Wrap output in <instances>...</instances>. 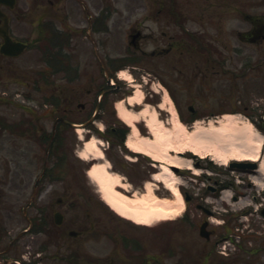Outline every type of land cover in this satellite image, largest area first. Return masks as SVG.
<instances>
[{
	"label": "rangeland",
	"instance_id": "374dc122",
	"mask_svg": "<svg viewBox=\"0 0 264 264\" xmlns=\"http://www.w3.org/2000/svg\"><path fill=\"white\" fill-rule=\"evenodd\" d=\"M162 1L166 3L164 9L165 11H167V9L170 11V13L175 11V5L174 11H172V6L169 7L168 5L170 0H94L95 5H93V7L91 5L93 11H96L98 6L100 7V11H108L105 10L107 7L106 3L108 2L110 3V11L112 12V16L108 21L111 29V36L109 37L111 41L100 48V56L103 58L106 53H110L114 56L122 55L125 49H127V36L131 31L130 29L135 26H140L141 30H143V32L146 34L150 33L151 29L155 30V32L158 30L160 32L162 28L171 34L173 31L172 21H159L156 23L155 21L144 20L142 19L143 17L140 18L137 16V14L149 13L152 18L158 12V8H160ZM176 1H178L179 7L182 9V11H190L192 13L204 15L203 17L205 21H190L188 28L208 30L214 38L212 40L214 41L212 65L214 64L215 68L211 69L212 74L210 78L205 82L201 81L200 83H203L207 87L211 86L215 97H210L209 100H199V95H197V93H199V85L196 83V80H189L185 77V79L180 83L182 91L192 86V92H194L193 96H196V101H192V97H190L188 93H182L180 91L181 88H177L178 92H180L177 98L181 105L182 112L187 117V106L190 104H194L200 109L202 113L206 112L212 107V104L215 105V103L219 101L217 97L222 95V98H224L223 96L230 94L228 97L229 100L224 101L226 108L236 106V109L238 110L236 114L240 119L239 124L241 126L245 123H248V121L252 122L248 116H251L253 110L257 108L256 106L258 104L264 103V38L258 40L254 45H247L242 42V40H240V37L237 36V33L247 32L252 29L253 25L250 23V21H248V16L258 15L264 17V0ZM77 13H79V10H77ZM75 16L78 17V15ZM245 16H247V18H245ZM114 18L116 21H113ZM76 23L78 25L84 26L86 25V20L84 18H78L74 21V24ZM156 34H158V32ZM80 38L81 36L77 40ZM83 38L80 39V41L83 43H81L79 46L78 42L75 47L76 49L78 47L79 48L73 53V63H78L81 66V77L73 85L58 81L54 87L52 85L43 87V92L40 93L38 90L36 91L32 88H28L29 86L27 85V82L30 81L29 72H31L33 69L44 68L41 63H38L37 58L33 59L32 55H26L19 59L13 60L12 65H8L5 60L3 62L0 61V117H4L12 123L20 122L24 119L33 120L37 118L40 128H37L39 133L36 134L41 135L42 132L49 133L52 131V126L56 118V116L50 118V109H46L44 105L42 106V104H46V102L43 100L44 92L47 91L49 95L50 93L55 94L60 92V94L64 96L61 97V104L59 106V109L61 110L60 113L63 112L65 104L68 108L77 110V104L80 101L86 102L87 98L90 97L86 90L91 88V76H94L98 69L92 43H90L88 39L85 40V38ZM152 47V43H150L148 48ZM178 60L179 59H177V57L168 56L163 57L161 60H157L151 64H144L142 66L143 68L145 67L144 69H146V67H149L148 69H150V67L157 68L159 70L157 73L160 75L157 76V74H151V77H147V80L150 78L152 81L155 80L157 83V80L160 79V77H163L168 82L166 73L173 70V66ZM191 61H195V59L192 58ZM221 67H223V69H221ZM183 70L186 72L189 71V69L186 68ZM127 73L128 72H125L124 75ZM141 73H145V71L142 70ZM146 73L144 74L145 76L148 74ZM101 75H103V73H101L100 76ZM124 75H122V78ZM60 76L62 75L57 76L58 80H61ZM133 77V82H129L125 79L120 80L122 91L117 95H112L110 99H116L115 101L117 107L119 103L122 102L124 105H126L131 114L138 115L140 113L134 112L133 110L136 108L127 105L125 98L128 96H126L124 93L130 92L129 96L136 98L139 93L138 91H140L142 94L140 101L142 106L140 112L147 108L152 113L155 109V105L148 101V98L150 99L152 97H147V94L149 92L151 93L149 86H146L145 83L142 84L138 75L134 74ZM16 78L26 82L27 87L24 86L22 82L21 85L19 84L20 82L16 83ZM170 84L175 87L173 83ZM52 87L58 88L53 89ZM60 87L68 89L62 90ZM132 90L134 92H132ZM16 93L21 95L23 93H30L31 98L30 100L24 99L23 96L18 97ZM9 94H11L10 97L8 96ZM79 94L82 95L81 98L79 97ZM11 96L15 97V99L12 101L10 100ZM73 97H78V99L73 101ZM161 101L160 105L163 110H160L159 108L155 109L157 111V117L161 122L165 123L167 127L172 128V113L176 111L174 104H172V100H168V97H165L163 102ZM171 104L173 107H171ZM21 105H25L31 110H34L36 112L35 115L31 112H27V110L23 109ZM245 106L248 107L249 113H241V109ZM75 112L77 113V111ZM176 113L179 116L178 112ZM138 117L141 119L140 115H138ZM219 119L205 115L204 117L199 118L198 121H195L191 124H187L184 121L183 123L191 133H194L199 129L197 128V123H199V125L208 127V123L210 121L215 123V125H218L216 122L219 121ZM118 122H120L122 127L129 129L128 142L133 140L135 143L142 141L143 139L153 138L149 133V128L146 127L145 122L141 120L138 124V136L127 124L122 121ZM13 128L17 127L15 126ZM95 129H97V127L86 129L84 135L81 138L76 131L71 129L67 130L65 142L67 144L66 155L69 159L68 165L65 166V172L67 173L66 179L65 181L56 182L55 184L47 183L42 180V183H40L38 187L34 202L28 208L26 204L31 201L35 182L41 174L44 165L47 144L44 142V140L37 139L34 135L24 136L23 134L25 133H21L19 129L13 130L11 132H0V232L2 231L1 233L3 234L0 254L5 255L6 253L3 252V250L6 249L10 241L21 234L24 229L28 228L29 224L27 217L30 218L38 215L41 209L45 208L46 210V206L47 209H52L58 200H63V204L55 206L58 211L65 215L66 220L62 228H56L53 226V230H50L52 233H49V235L42 234L34 236L31 233H28L24 237L22 236L23 238L20 240L19 245L16 248H11V250L7 252V258H21L23 262L29 263L34 254H36V257L38 258L37 253L40 251L39 249L43 244L49 243L53 240V242H50L51 246L49 249L42 253L44 260L39 264H62L61 260L57 261L56 259H61L62 256H64L63 258L67 256L69 257L68 253H70L72 249L76 247V249L80 248L82 253L84 252V254H88L86 257L91 258V256L94 255L97 257H109L107 254L113 252L110 247L112 242L108 237L110 231H112L114 233H118L120 237L123 236L120 235L121 232L124 235L126 234L127 236H131V238L137 237L139 239L138 242H141L144 246L147 245L149 255L157 256L159 259V261L154 264H178L181 258L180 254H183L182 251L184 250V252L188 255L190 252L189 249H195L198 244L197 250L200 251V253H203V250H206V253L211 252V254L209 253L211 257L208 255L205 264H220L221 255L217 253L215 245L212 246L211 249L210 245H205L204 243L200 244L202 241L199 240L197 236V230L192 229L191 226L188 227L187 225H184V233L186 234L184 236L181 233L172 231L173 226L167 225V223V234L163 235L162 239H168L172 237L170 243L175 249L164 250L161 246L157 245L155 247L157 230L154 228H147V230H137L135 227L133 228L130 223H121L119 221L121 220L120 217L112 212L109 207L103 204V202H101L100 193L97 192V185H95V183L89 179L86 173V169H88V167H90L93 162H84L79 157V151L83 148L84 141L91 138H98L103 142L101 147L105 153V160H101L99 162L106 163L107 160V162H109L112 166V161L107 156L108 151L105 150L108 148V142L106 139L98 136V134L95 132ZM180 147L188 150V145L186 144ZM127 150H129V148ZM168 151H171V149H168ZM162 152L164 153V151ZM170 154L172 155V157L170 156L172 160L177 158L184 163L182 167L185 168L187 166L188 161H183L182 158L178 157L182 155H176L173 152H170ZM143 157L147 158L145 155ZM234 157L240 158L239 156H229L227 159L231 160ZM119 160L126 166H129L127 164H130V161H127L124 157L122 158V161L121 159ZM139 163L142 164V169L145 171L150 170V164L147 163L144 158L140 160ZM110 171L118 173L124 178L126 177L125 174L116 170ZM156 171L157 172L154 173V177L155 175H160L164 172L161 167ZM196 171L200 172L199 170ZM177 178L179 179L178 184H180V187H182L181 184L184 183V180L182 181L178 175ZM125 180L130 185L129 188L131 193L126 192V194L129 196L133 194L145 193L147 191L148 185L150 184L157 196L163 198H172L164 185L158 181H155L151 177L146 179L142 185L136 184L128 178H125ZM64 190L68 191L64 192ZM76 192H82L80 194L81 197L78 198L80 205L73 203L74 200H76L74 196L69 197L70 194H75ZM215 202L217 208H222L223 203L219 199L215 200ZM239 206L240 205H236V207ZM25 211L27 217L25 215ZM222 212L227 213L228 210H222ZM192 213L197 215L198 212L195 208H192ZM229 219L230 216L228 217V220ZM151 222H156V219H152ZM245 222L246 223H244L245 226L243 228L244 234L240 232V234L244 236V241L242 242L245 243L251 239L250 237L254 236L262 238L259 240L254 239L253 243H246V245H243V250L240 248L232 250L230 252L231 256L228 258V263L235 262V264H264V250H262L264 249V216L259 214L258 211H255L252 212V214H248V218L245 219ZM91 224H93L95 227L96 236L100 237L102 240L101 243H96L94 234L83 235L81 236V239L78 237L68 240L66 237H64L66 240L62 238V232H65L70 228L82 231L85 226L90 227ZM247 226H249L248 230L245 229ZM177 227L182 228L180 225ZM230 230L231 227L227 225L225 227L224 233L230 232ZM240 230H242V228ZM234 232L237 233V230ZM116 237L117 236L115 235V238ZM176 237H178L180 241L176 240ZM78 239H80V241H78ZM236 239L238 238L236 237ZM58 241H60V245L57 244ZM165 248H167V246H165ZM120 252L124 253L126 258L129 259L128 253L126 251L124 252L121 249ZM49 255H51L52 258ZM46 257L49 259H45ZM116 257L119 258V256ZM3 258L4 256L2 255L0 257V264H11L7 261H4L5 259ZM202 261L203 259L201 262ZM185 262H187V259H185ZM201 262L199 264H201ZM63 264L68 263L65 262Z\"/></svg>",
	"mask_w": 264,
	"mask_h": 264
},
{
	"label": "bare ground",
	"instance_id": "6f19581e",
	"mask_svg": "<svg viewBox=\"0 0 264 264\" xmlns=\"http://www.w3.org/2000/svg\"><path fill=\"white\" fill-rule=\"evenodd\" d=\"M124 76L125 79L132 80L128 74ZM138 92L136 98L128 99V104L131 106L140 105L142 94L140 91ZM117 108L120 118L132 127L137 136L139 132L137 124L140 123V120L147 123L153 138L135 143L130 140L128 146L132 151L144 153L162 164L161 168L164 172L156 175L154 180L164 184L172 198L157 196L150 184L146 193L143 194L129 196L120 191L118 188L129 190V185L122 180V176L110 171L108 162H98L104 160V152L100 148L102 143L97 138L86 140L83 148L79 151V156L85 161H97L89 170L88 175L97 184L103 201L117 214L137 224L151 226L155 223L151 222L152 219H156V222L173 220L186 208L185 200L178 186L179 179L172 169L173 166L182 167L184 163L177 158L172 160L170 152L180 155L190 150L202 157L213 155L227 162L229 156L256 160L264 146L262 137L253 129L252 125L245 123L241 126L236 115H225L216 122L218 125L212 121L208 123V127L197 123L198 131L191 133L186 125L179 120L176 111L171 112L172 128H169L158 119L155 109L152 113L147 108L139 112L140 119L138 115L131 114L122 102ZM77 132L81 137L84 135L82 128H78ZM184 144L188 145V150L180 147ZM187 165L192 166L191 163ZM262 166L264 170V160Z\"/></svg>",
	"mask_w": 264,
	"mask_h": 264
},
{
	"label": "flooded vegetation",
	"instance_id": "af4514ba",
	"mask_svg": "<svg viewBox=\"0 0 264 264\" xmlns=\"http://www.w3.org/2000/svg\"><path fill=\"white\" fill-rule=\"evenodd\" d=\"M106 4L107 7L105 10L108 11L101 13L100 7L98 6V12L91 13L89 7L95 5L94 0H0V31L5 32V30L8 29L12 41L22 42L27 45L29 52L45 54L48 59H57L58 54L55 56L54 54L55 52H59V54H62L60 55L61 61L59 60V62L61 66H65L66 64L63 58L66 55H64L63 52H67V47L70 45V42L75 41V37L79 35L78 27H80V25L77 23L74 24L75 19L86 18L91 24L92 30H95L94 26L97 24L96 32L98 35L101 32L99 28L100 22L102 20L105 22V31L102 34L106 38L100 39V37H98V39L93 42V46L96 47L97 51L103 44L111 41V39L108 38V36H111V29L108 28L109 24H107V21L110 20L112 14L110 12V3L107 2ZM77 10H79V13H77ZM75 15H78V17ZM174 16L179 20L180 17L183 18L184 15L174 14ZM69 21H71L74 27L69 25ZM157 32L158 34H156V32L144 34L140 29L133 28L131 30L128 38L130 39L129 44H132L131 46H133L134 50L125 56L128 59V63L131 62L130 60L137 62V56H140V58H148V56L153 58L160 56L164 51L170 53L180 48H186V46H188L186 44L189 42L194 44L197 40L200 45L203 46L204 42L208 40L205 38V35H200L199 39H195L198 35L195 34L194 30L188 28L174 30V33L171 35L164 29H161L160 32L158 30ZM204 32H206V30H204ZM166 40H168V46L167 48H163ZM4 43L5 39L0 35V50ZM150 43L155 45L152 49H148ZM27 48L25 53L28 52ZM3 60H10V58L0 54V61ZM112 61V59L107 60L110 66L116 64L112 63ZM100 62L102 61L98 58V63ZM194 64L196 63L193 61H178L175 68H190ZM180 73L184 75V71H180ZM115 74H113V76ZM107 80L108 77L105 81L107 82ZM94 84V89L96 91L94 97L98 96L100 91L107 90V87L100 84L99 75L96 77V82ZM120 89L121 87L118 86L115 89L111 88L108 90L118 91ZM155 101H159V98ZM112 105L113 101L106 97H104L100 103H98L95 98L93 111L95 112L98 108L96 119L113 123L110 135L114 143L111 146V152L118 154L119 150L122 148V144L116 146V143L118 141L124 142L125 135L123 130L119 127L115 116L113 114L107 116L106 109L108 106L112 107ZM84 110L85 108L83 111ZM136 110H139V108H136ZM118 147L120 148L118 149Z\"/></svg>",
	"mask_w": 264,
	"mask_h": 264
},
{
	"label": "water",
	"instance_id": "95a60500",
	"mask_svg": "<svg viewBox=\"0 0 264 264\" xmlns=\"http://www.w3.org/2000/svg\"><path fill=\"white\" fill-rule=\"evenodd\" d=\"M20 48H21V47H20ZM15 49H17V52L19 53V47L15 48ZM20 51H21V50H20ZM18 53L15 52V55L18 54ZM57 217H60V216L57 215ZM61 219H62V217H61Z\"/></svg>",
	"mask_w": 264,
	"mask_h": 264
}]
</instances>
